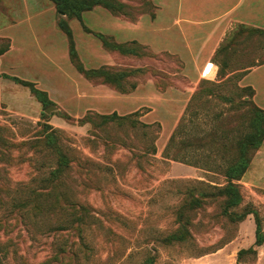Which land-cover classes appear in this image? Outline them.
Listing matches in <instances>:
<instances>
[{"label":"rangeland","instance_id":"1","mask_svg":"<svg viewBox=\"0 0 264 264\" xmlns=\"http://www.w3.org/2000/svg\"><path fill=\"white\" fill-rule=\"evenodd\" d=\"M104 1L77 17L50 0H0V50L9 48L0 63V264H264V242L255 244L256 219L264 235V179L241 180L229 214L228 198L212 188L227 185V136L253 131L243 101L259 107L239 82L260 58L252 51L264 50V31L233 25L213 58L216 78L211 66L192 98L174 103L191 88L183 58L166 51L191 61L185 24H174L177 0ZM110 17L140 25L124 31ZM60 23L72 31L73 55ZM101 45L111 64L92 50ZM91 87L139 93L99 111ZM114 112L130 119L103 125L100 116ZM59 153L69 165L54 186Z\"/></svg>","mask_w":264,"mask_h":264},{"label":"crops","instance_id":"2","mask_svg":"<svg viewBox=\"0 0 264 264\" xmlns=\"http://www.w3.org/2000/svg\"><path fill=\"white\" fill-rule=\"evenodd\" d=\"M177 6L181 9V15L174 20V24L176 26H181L183 23L185 24L184 27L181 26L180 28V35L188 44L186 47L190 51L191 61L185 59L177 48H170L166 51L181 56L186 65L185 71L190 80L191 88L188 89V92L186 93V100L179 99L178 101H173L174 103H181L183 101H189L192 98L196 86L201 79H203V76L210 72L211 66L213 67L211 71L212 77L210 79L214 80V78H216L217 67L213 63V58L218 53L227 33L233 25L239 24L264 31V0H177ZM182 9L184 11V16L182 14ZM110 18L113 27H117L124 31L140 25L138 24L139 22L133 24L127 21L118 20L114 17ZM29 30L32 34H37L34 28H30ZM26 35L25 32L24 36ZM10 40L12 42V39ZM131 41L142 43L136 39H131ZM145 41L147 42H143L142 44L151 48L150 44H147L148 40ZM92 50L95 52L98 60L107 61L105 64H111L112 57L102 48V45L101 47H95ZM5 55L6 54L0 57V63ZM252 56H260V58H256L254 64L241 70L244 75L241 78L239 85L241 87H252L255 92L253 97L254 102L259 108L264 110V50H254L252 51ZM137 89L136 92L130 95L116 94L106 89L103 91L97 88H92L90 90L88 88L87 90L90 91L88 94H92L90 99L93 98L94 104L99 105L100 107L96 109L101 111V108H107L114 103V101L125 102L137 96L139 93V87ZM1 94L2 82L0 79V96ZM84 94L86 95V93ZM151 94L154 99L158 100L164 95L157 92L155 89H153ZM168 94L179 98L180 96H183V94L172 92ZM263 179L264 142L257 151L251 162L250 168L242 180H246L250 185H258Z\"/></svg>","mask_w":264,"mask_h":264},{"label":"trees","instance_id":"3","mask_svg":"<svg viewBox=\"0 0 264 264\" xmlns=\"http://www.w3.org/2000/svg\"><path fill=\"white\" fill-rule=\"evenodd\" d=\"M50 1H52L56 5V7L59 10V13H64L68 15L67 11H72L73 14L77 17L80 15L81 12L90 10L94 5L99 4L101 2H105L104 0H50ZM60 28L62 31H64L68 35L69 43H70L69 52L71 55H73L75 53V49H74L75 43L72 38V31L69 27H67L65 23H60ZM103 42H104L103 44L104 46H107L109 49H112V50H118L119 52L123 54H126L129 51V49L126 48L123 44H111V43H107L105 40H103ZM8 49H9L8 47L1 49L0 56L6 53ZM93 73H98V72H93ZM106 74L107 72H105V75ZM1 77L2 75L0 73V78ZM107 80L110 82L112 81L110 77H108ZM15 81H17L19 84H21L24 87L30 88L32 93L36 95L39 99L45 100V93L36 89L34 84L27 82V81H21L19 79H15ZM134 89L135 87L133 86L131 90H134ZM243 89L250 92V95H248V98L252 100L255 94L252 87H245ZM243 102L245 105L251 106L252 111L254 112V115H252L251 117V127L253 131H250L245 136L240 137L239 140H235L234 138L230 139L227 136L226 139L227 141H230V144H228L230 148L225 146V150L223 152L227 154L229 151L228 149H231L230 151L233 152L232 154L233 158L231 159L230 164L224 170V175L227 178V185L221 189L219 187H212L213 189L220 191L224 196L228 198L226 201L227 205L225 207L226 214H229V209L238 206L241 201L239 182L242 180V178L244 177V175L250 168L251 161H252L250 157L251 148L255 146L256 150H259V148L262 146L264 142V127H263L264 110L257 108V107H253L252 106L253 102L251 101L244 100ZM100 117L102 119L103 125L108 124L110 122H114V121H116L117 123V121H119L118 123L124 126L126 122L130 119L127 117H118V114L115 112L112 113V115L110 116L103 115ZM82 122H85V123L92 122V114L86 116V118L82 120ZM129 122H131V124H134V121H129ZM142 126H147V125L143 124ZM0 129H3V128L0 126ZM54 136L55 134L52 132L47 133L46 139H49L50 137H54ZM58 159H59L60 167L50 172V176L54 174L56 176L54 186L59 183L60 174L58 173L61 171L62 166L69 165V161L66 155H62L61 153H59ZM63 202L64 201L62 199V204L64 205ZM66 202H67L66 204H68L69 207H75L74 205H76L75 202L70 201V200H66ZM34 206H38V205L35 204ZM263 242H264V235L261 230V224L256 219V242L255 244L256 246H260L262 245ZM245 253H247L246 250H241L239 252L238 258L239 259L242 258V255H244Z\"/></svg>","mask_w":264,"mask_h":264},{"label":"water","instance_id":"4","mask_svg":"<svg viewBox=\"0 0 264 264\" xmlns=\"http://www.w3.org/2000/svg\"><path fill=\"white\" fill-rule=\"evenodd\" d=\"M55 109L54 107H51L49 109L46 110V113H50L51 110Z\"/></svg>","mask_w":264,"mask_h":264}]
</instances>
